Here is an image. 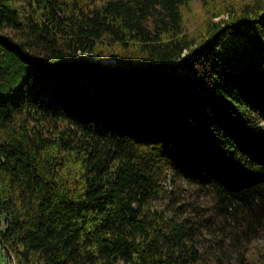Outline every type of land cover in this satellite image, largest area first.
I'll use <instances>...</instances> for the list:
<instances>
[{"label":"trees","instance_id":"1","mask_svg":"<svg viewBox=\"0 0 264 264\" xmlns=\"http://www.w3.org/2000/svg\"><path fill=\"white\" fill-rule=\"evenodd\" d=\"M188 1L0 0L8 264H264L247 256L264 229V0H202L193 35ZM230 30L260 41L236 70L216 48Z\"/></svg>","mask_w":264,"mask_h":264},{"label":"rangeland","instance_id":"2","mask_svg":"<svg viewBox=\"0 0 264 264\" xmlns=\"http://www.w3.org/2000/svg\"><path fill=\"white\" fill-rule=\"evenodd\" d=\"M249 1L251 0H236L238 4H243ZM24 2L25 0H15L17 5ZM181 12L188 32H191L192 35L194 33L201 32V27L207 15L203 1L189 0L187 3L181 4ZM7 31L13 33L11 28H7ZM259 42V39L254 37L252 31L230 30V32L226 33V35L222 38L221 42L217 44L216 48L227 66L236 70L249 63L251 58L259 51ZM90 56H92V54H90ZM105 61H111L115 64L114 58H108ZM163 184L167 190L172 191V194L175 196V198H171L173 203L177 205L184 202L185 206L189 208L188 211L194 210L196 200L191 197L190 193L192 190L190 188L187 189L188 187L186 185L176 183L169 177H167ZM168 199L169 198H164L162 201L165 202L168 201ZM260 248L264 249V229L260 232V236L255 237L247 245V256L250 260ZM8 262L9 256L7 251L0 243V264H8Z\"/></svg>","mask_w":264,"mask_h":264}]
</instances>
